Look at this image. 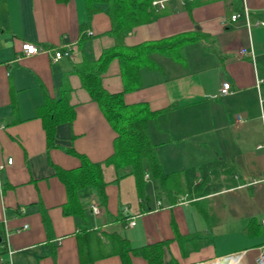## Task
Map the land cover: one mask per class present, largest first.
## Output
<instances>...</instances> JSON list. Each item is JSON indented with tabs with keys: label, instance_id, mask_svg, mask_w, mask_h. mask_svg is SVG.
Listing matches in <instances>:
<instances>
[{
	"label": "crops",
	"instance_id": "0c3cea01",
	"mask_svg": "<svg viewBox=\"0 0 264 264\" xmlns=\"http://www.w3.org/2000/svg\"><path fill=\"white\" fill-rule=\"evenodd\" d=\"M245 2L249 28L243 18L231 19L235 10L229 0H167L158 17L124 35L126 51L179 34L207 36L187 42L181 59L150 52L136 88L124 90L117 57L102 74L103 87L123 92L125 103L159 110L147 135L164 172L176 173L177 184L161 189L146 164L138 186L133 174L117 178L114 165L103 164L106 203L99 204L98 214L89 212L98 197L92 187L80 189L82 216L64 214L66 190L54 167L79 165L68 147L91 161H103L113 151L117 133L73 70L115 44L106 5L82 32L84 0H0V243L6 238L12 264H122L118 254L92 258L102 246L96 236L89 238L92 251L80 254L83 226L104 235V243L111 233L130 247L165 241V264H200L235 253L238 264H257L258 253L264 254V146L258 147L264 145V99L259 101L255 80L264 79V24L254 22L264 20V0ZM24 41L50 50L24 55ZM64 45L69 55L54 60V49ZM240 47H251L253 58L238 57ZM222 81L230 83V93H220ZM63 88L74 117L57 125L58 146L46 148L36 108L44 92L59 97ZM238 115L245 120L238 122ZM213 161L234 172L218 167L217 176L210 173L206 184L216 188L208 192H202L205 185L187 188L184 169ZM6 257L0 248V264ZM130 259L148 264L140 254Z\"/></svg>",
	"mask_w": 264,
	"mask_h": 264
},
{
	"label": "trees",
	"instance_id": "16d2710c",
	"mask_svg": "<svg viewBox=\"0 0 264 264\" xmlns=\"http://www.w3.org/2000/svg\"><path fill=\"white\" fill-rule=\"evenodd\" d=\"M66 1V0H62ZM233 9L241 10V0H229ZM152 0H84L87 22L80 27L82 32L89 22L92 14L106 5V12L110 18L109 32L114 36L115 44L103 49L95 60H86L75 65L73 70L79 75L82 86L87 90L90 97L98 104L102 113L117 133L113 140V151L103 161H91L86 155L68 147L66 150L78 157L79 165L74 168H61L55 166V173L64 183L66 190V202L63 204L64 214L82 215L85 208L81 205L78 192L84 187L94 188L100 205H105L106 194L103 178V164H113L118 175L131 173L139 186L142 182L146 163L154 180L158 182L161 189L167 190L176 186V173L164 172L157 158L155 145L149 140L147 126L159 110H150L147 106L139 103L127 104L123 99V92H109L102 85V74L108 63L114 57L121 62V75L124 81V90L139 86L138 71L146 61L150 52L161 50L176 55L178 59L183 58L182 48L190 41L200 37L207 38L204 34H179L159 41L140 43L131 48H122V38L133 26L154 20L161 13L155 9ZM190 3V2H189ZM208 50H214L212 46H206ZM36 115L40 117L45 133L46 148L56 147V127L63 122H71L74 117V107L69 101L68 88H63L59 97H52L43 93V101L36 108ZM222 161H213L207 164L184 169L185 184L188 187H203L202 192H208L215 185L206 184L210 173L217 176V168L224 167L226 173H233V167L220 165ZM123 169H126L123 171ZM198 170V171H196ZM124 172V173H123ZM198 172L199 180L195 182ZM179 187V185H178ZM144 198V197H142ZM44 223L48 219L43 215ZM87 223V222H86ZM80 236V241H79ZM78 236V249L82 254L90 253L91 246L89 238L96 236L102 242L101 251L93 254L105 256L106 254H118L122 264H131L130 254H140L148 264H165L163 248L165 241L130 247L128 241L116 233L105 235L107 242H103L104 235H100L93 228L83 226ZM3 241H1L2 243ZM90 258V260L92 259ZM169 264H173L169 260Z\"/></svg>",
	"mask_w": 264,
	"mask_h": 264
},
{
	"label": "built area",
	"instance_id": "2783aa9c",
	"mask_svg": "<svg viewBox=\"0 0 264 264\" xmlns=\"http://www.w3.org/2000/svg\"><path fill=\"white\" fill-rule=\"evenodd\" d=\"M167 0H152V5L153 7H155V9H161L164 7L165 2ZM182 3L185 0H180ZM231 19L234 20L236 18H243V20L245 21V25L249 28L250 26V20H249V8L245 2V0H241V10L239 11H235L230 15ZM255 25L258 24H264V20L263 19H257L254 22ZM21 49L24 55H30V54H34V53H39V52H44V51H48L50 49L44 48L41 44H37L35 42H31V41H24L21 44ZM70 53V48L68 45H64V47L62 49H54L53 52V59L57 60L60 59L64 56H68ZM236 55L238 57H242V56H251L253 58V51L251 49V47H240L237 52ZM264 83V79L263 78H257L255 80V88L257 90V94L259 96V101H263L264 99V90L261 88V85ZM231 92V86L230 83L228 81H222L221 85H220V93L221 94H228ZM236 120L238 122H242L245 120L244 117H242L241 115H238L236 117ZM264 145L259 144L258 147H262ZM11 157H8L6 159V164H10L11 163ZM2 167V164L0 163V168ZM101 208L99 203L92 199L88 205V211L92 212L93 214H98L100 212ZM262 221L264 222V218L262 219ZM129 225H133L134 224V220L131 219L128 222ZM0 248H3L5 250V253L7 255V257L5 258V260L1 261V264H12L11 261V253L12 250L8 247L7 244V240L6 238L3 240L2 243H0ZM230 257V259L232 258H236L238 256V254L236 255V253L233 255H227ZM225 257V256H224ZM223 258V257H222ZM221 259V258H220ZM218 260H216L215 262H217ZM207 262H202L200 264H206ZM256 263L257 264H264V254L262 252L258 253V255L256 256Z\"/></svg>",
	"mask_w": 264,
	"mask_h": 264
},
{
	"label": "bare ground",
	"instance_id": "6f19581e",
	"mask_svg": "<svg viewBox=\"0 0 264 264\" xmlns=\"http://www.w3.org/2000/svg\"><path fill=\"white\" fill-rule=\"evenodd\" d=\"M239 261L236 260V258L232 259H219L217 262L209 263V264H238ZM207 264V263H206Z\"/></svg>",
	"mask_w": 264,
	"mask_h": 264
},
{
	"label": "water",
	"instance_id": "95a60500",
	"mask_svg": "<svg viewBox=\"0 0 264 264\" xmlns=\"http://www.w3.org/2000/svg\"><path fill=\"white\" fill-rule=\"evenodd\" d=\"M221 259H230V257L229 256H225V257H223V258H221Z\"/></svg>",
	"mask_w": 264,
	"mask_h": 264
},
{
	"label": "rangeland",
	"instance_id": "374dc122",
	"mask_svg": "<svg viewBox=\"0 0 264 264\" xmlns=\"http://www.w3.org/2000/svg\"><path fill=\"white\" fill-rule=\"evenodd\" d=\"M147 164V163H146ZM216 260H213V261H208L207 264L209 263H214Z\"/></svg>",
	"mask_w": 264,
	"mask_h": 264
}]
</instances>
